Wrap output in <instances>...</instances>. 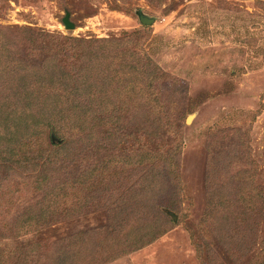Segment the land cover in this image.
<instances>
[{
	"label": "rangeland",
	"instance_id": "obj_1",
	"mask_svg": "<svg viewBox=\"0 0 264 264\" xmlns=\"http://www.w3.org/2000/svg\"><path fill=\"white\" fill-rule=\"evenodd\" d=\"M140 10L155 22L141 24ZM28 28L63 36L53 46L74 59L68 40H130L160 79L141 91L152 102L106 96L120 114L136 112L127 137L102 150L108 119L101 132L88 123L78 133L84 143L60 169L63 155L48 173L44 160L33 171L0 157V264H33L35 251L40 264H58L62 247L73 264H264V0H0V46L21 45L26 58ZM97 70L92 82L102 87ZM41 143L48 138L37 134L30 153L46 156ZM115 156L121 162L110 163ZM42 211V228L16 231Z\"/></svg>",
	"mask_w": 264,
	"mask_h": 264
},
{
	"label": "trees",
	"instance_id": "obj_2",
	"mask_svg": "<svg viewBox=\"0 0 264 264\" xmlns=\"http://www.w3.org/2000/svg\"><path fill=\"white\" fill-rule=\"evenodd\" d=\"M121 7L119 6V8ZM124 10L128 11L129 8ZM22 33L24 34L23 41L27 45L26 50L24 49L26 58H20L19 46L21 45L10 46L7 43H2L0 46V70L2 69L0 71V96H5L0 97V157L9 154L13 158L12 162L20 166H32L33 171L36 169L35 166L44 160L45 168H43L42 173H48V170H52L58 165V159H60V155H63L64 158L61 159L63 163L59 165L60 169L68 166L76 158V153L71 152V149L75 147L74 145L78 141L83 145L84 133L81 135L78 133L86 129L89 130L87 128L88 123L95 124L96 128L94 129L98 128L101 132L104 128V119H108L110 120L109 126L112 125L113 127L112 133L108 131L103 134L105 140L99 144V150L104 149L102 144L112 137L115 140H122L125 136L126 129H128L126 125L130 124L132 120L130 115L136 112V107L132 106L135 110L132 108L122 109L120 114L115 110L114 103L116 101H109L110 98H106V96H119L122 106L128 103L127 100L131 102L133 100V103L152 102L146 95L148 91L144 93L141 91L147 90V86H149L147 83H150V86L152 84L156 86L160 78L151 71L152 69L150 70L153 64L143 59L138 54L137 48L133 47L131 50L128 48L126 44L130 40L101 41L98 44L92 41L68 40V48L77 50V59H74V56L73 58L68 57L66 54H62L59 47L53 46L55 41L58 40L59 42L63 36L57 37L34 28H28ZM113 46L116 48L114 49L115 52L109 55L107 51L111 50ZM95 47H101L102 51L97 53L93 49ZM94 56L99 58L103 64L95 66L94 63L93 65L91 61H93ZM61 60L65 61V67L61 64ZM12 68L14 72L12 75H3L2 71ZM94 70L98 71L106 85L101 87L100 84L95 85V82H92V75L96 74ZM10 82L11 84L14 83L13 88L10 86ZM7 88V91H2ZM10 88L11 92L9 93ZM6 96H27V102L24 106L18 105V102H12ZM76 96L83 98L74 99ZM90 96H93L94 101ZM39 102L41 105L35 109V105ZM94 104L97 109L92 111L91 106ZM64 107H68L69 110L73 109L75 114L66 113ZM88 111L90 112L89 116ZM51 129L55 134L54 136L50 134L49 130ZM93 131L95 130L89 133L86 140L90 143L94 140ZM37 134L42 136L44 142L45 137L48 138L49 145L41 143L40 148V153H47L46 156L44 154L43 156H35L34 152L30 153L33 141L37 139ZM3 142L6 143L5 146L1 145ZM45 145L47 146L46 149ZM47 155L49 156L47 157ZM77 157L80 156L77 155ZM52 158L54 159L52 160ZM112 161L121 162L116 156L110 163ZM108 169L109 167L106 166L101 171L106 172ZM65 189L66 187L62 185L56 191L59 192L61 198ZM57 199L58 196H56ZM53 213L55 214V211L52 208L47 210V214L53 215ZM43 217H45L44 211L40 213L37 219L30 216L29 220L36 219L35 222L18 227L16 231L42 228L43 225L40 221ZM144 245L142 244L140 247ZM68 247H71L70 244ZM71 251L70 249L64 253L63 247L60 248L59 253L62 255L58 264H73L74 257ZM35 253L36 255L31 262L40 264V257H37L36 251ZM13 255L18 259L15 254ZM25 255L29 257L31 253L26 252Z\"/></svg>",
	"mask_w": 264,
	"mask_h": 264
},
{
	"label": "water",
	"instance_id": "obj_3",
	"mask_svg": "<svg viewBox=\"0 0 264 264\" xmlns=\"http://www.w3.org/2000/svg\"><path fill=\"white\" fill-rule=\"evenodd\" d=\"M139 21L141 24L145 25V26H149L151 24H153V22H155L156 18L153 17H149L147 15H145V13L140 10L137 13ZM63 24L65 25L67 30H74L75 29V25L71 22L70 20V14L67 12L66 16L63 20ZM192 118H189L188 122H191Z\"/></svg>",
	"mask_w": 264,
	"mask_h": 264
}]
</instances>
